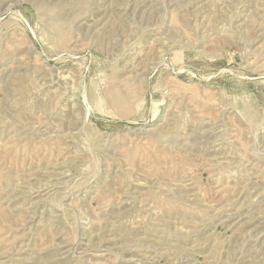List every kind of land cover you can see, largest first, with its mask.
Here are the masks:
<instances>
[{
    "label": "rangeland",
    "instance_id": "obj_1",
    "mask_svg": "<svg viewBox=\"0 0 264 264\" xmlns=\"http://www.w3.org/2000/svg\"><path fill=\"white\" fill-rule=\"evenodd\" d=\"M0 264H264V0H0Z\"/></svg>",
    "mask_w": 264,
    "mask_h": 264
}]
</instances>
